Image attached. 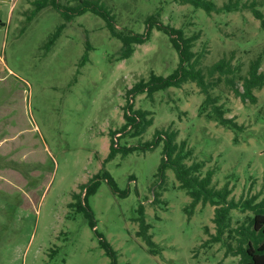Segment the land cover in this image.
I'll return each mask as SVG.
<instances>
[{
	"label": "rangeland",
	"instance_id": "374dc122",
	"mask_svg": "<svg viewBox=\"0 0 264 264\" xmlns=\"http://www.w3.org/2000/svg\"><path fill=\"white\" fill-rule=\"evenodd\" d=\"M99 1L121 29L145 32L146 18L158 11L188 35L200 31L195 50L207 43L204 66L234 56L247 74L261 56L264 71V27L249 8L208 13L180 0ZM35 2L0 0V264H110L98 234L116 250L117 264H239L241 255L210 241L215 206L200 203L189 215L192 198L174 169L159 173L163 142L104 161L112 132L132 145L152 140L157 129H176L193 149L188 163L204 160V172L216 170L214 184L232 188L229 199L242 205L252 198L255 205L264 198V88L254 90L256 102L243 101L225 82L212 89L226 116L243 125L238 132L200 113L205 94L191 81L153 98L135 96V109L150 110L154 122L142 135L122 131L127 91L152 72L167 76L178 66L169 35L154 28L131 57L118 59L122 42L105 18L87 11L68 21L52 6L31 15ZM259 7L264 12V3ZM62 23L48 51L45 43ZM103 166L119 192L103 180L89 196L97 234L87 213L73 212L69 203ZM141 204L162 249L156 254L137 233ZM231 213L232 227L254 214L240 206Z\"/></svg>",
	"mask_w": 264,
	"mask_h": 264
},
{
	"label": "trees",
	"instance_id": "16d2710c",
	"mask_svg": "<svg viewBox=\"0 0 264 264\" xmlns=\"http://www.w3.org/2000/svg\"><path fill=\"white\" fill-rule=\"evenodd\" d=\"M76 1L71 4H63L61 0H36V7L31 15H35L38 10L46 6H52L60 11L70 21L75 15L92 11L107 20V25L113 36L118 37L122 46L119 50L118 59H127L135 52L137 44L144 43L149 40L151 32L154 28L168 34L173 47L178 51L179 63L177 68L169 75L163 76L152 72L148 79H141L132 88L127 91V103L125 106L126 122L122 126V131H132L133 135H142L153 124L154 118L151 116L150 110L135 109L134 99L138 94H147L153 98L154 94L160 90H167L171 87H181L184 83L195 82L205 94V99L200 107V113L206 114L210 119H214L221 125L234 129L236 132L243 129L233 116H226L228 110L223 104L219 103L220 98L212 94V89L225 82L231 87L235 93L240 96L243 101L251 100L256 102L257 98L254 94L256 88H264V71L260 70L262 64L261 56L250 62L247 74L240 73V67L233 62L234 56H223L217 61L204 66V60L208 54L207 43H204L200 50H195L197 41L201 38V32H194L188 35L184 28L175 27L164 23L159 18L160 12H155L146 18L147 30L145 32H135L128 28H118L116 25L115 15L99 0H70ZM182 3H190L197 8H202L208 13L213 11H232L241 8H249L253 14L262 21L264 27V12L260 9V5L264 3L258 0L252 2H240V0H230L223 5H218L214 0H180ZM66 23H62L57 27L54 33L50 35L45 43L46 49L49 51L55 44L56 39L61 34ZM88 59V55H84L81 64ZM241 81L242 86L238 84ZM111 133L110 150L105 158L104 164L114 158L118 153L126 155L136 150H150L155 148L160 142H163V157L159 165V173L164 174L168 167H172L175 171L176 178L180 182V187L187 191L192 198L190 204L186 206L187 212L192 214L196 207L211 204L215 206V215L213 218L216 224V233L212 234L210 241H222L227 246L228 252L234 255H241L239 264H264V198L254 205V199H247L242 205L235 200L229 199L232 188L226 183L222 187H217L214 182L216 170L210 168L204 172L206 162L204 160H193L188 163L193 156V149L189 146L186 139L178 140L179 131L176 129H157L154 138L139 144H121L114 134ZM105 180L109 183L115 192H119V188L115 179L103 166L88 182L80 185V191L74 192L73 201L69 203V207L73 212H85L89 220L90 226L96 230V219L91 209L88 198L96 193L101 182ZM127 191L123 192L126 195ZM160 195L159 193L156 196ZM155 196V197H156ZM243 209H252L253 216L247 217V220L241 226L232 227V209L235 207ZM137 220L140 228L138 235L142 237L150 252L156 254L162 249L155 242L153 234L150 233L151 225L147 222L145 216V207L143 204L138 208ZM102 240V245L106 249V253L112 258L110 264H117V252L111 243L98 234ZM235 239V243L232 241ZM210 242L209 240H206Z\"/></svg>",
	"mask_w": 264,
	"mask_h": 264
},
{
	"label": "built area",
	"instance_id": "2783aa9c",
	"mask_svg": "<svg viewBox=\"0 0 264 264\" xmlns=\"http://www.w3.org/2000/svg\"><path fill=\"white\" fill-rule=\"evenodd\" d=\"M15 1V0H14Z\"/></svg>",
	"mask_w": 264,
	"mask_h": 264
}]
</instances>
